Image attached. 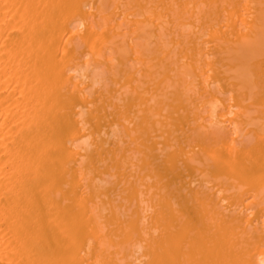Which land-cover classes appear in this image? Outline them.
Wrapping results in <instances>:
<instances>
[{
	"label": "bare ground",
	"instance_id": "bare-ground-1",
	"mask_svg": "<svg viewBox=\"0 0 264 264\" xmlns=\"http://www.w3.org/2000/svg\"><path fill=\"white\" fill-rule=\"evenodd\" d=\"M0 264H264V0H0Z\"/></svg>",
	"mask_w": 264,
	"mask_h": 264
}]
</instances>
